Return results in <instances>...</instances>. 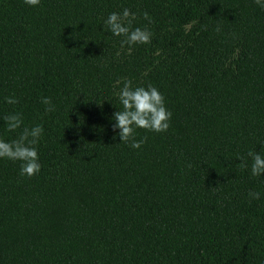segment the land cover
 Listing matches in <instances>:
<instances>
[{
  "label": "trees",
  "instance_id": "1",
  "mask_svg": "<svg viewBox=\"0 0 264 264\" xmlns=\"http://www.w3.org/2000/svg\"><path fill=\"white\" fill-rule=\"evenodd\" d=\"M0 264H264V0H0Z\"/></svg>",
  "mask_w": 264,
  "mask_h": 264
}]
</instances>
